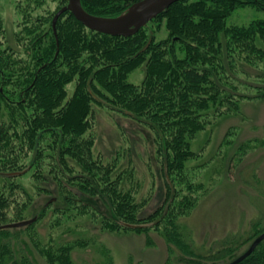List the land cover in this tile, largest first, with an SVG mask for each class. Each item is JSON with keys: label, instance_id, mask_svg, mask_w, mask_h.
Segmentation results:
<instances>
[{"label": "rangeland", "instance_id": "obj_1", "mask_svg": "<svg viewBox=\"0 0 264 264\" xmlns=\"http://www.w3.org/2000/svg\"><path fill=\"white\" fill-rule=\"evenodd\" d=\"M67 2L0 0L2 61L9 55L15 63L7 73L11 82L0 84V93L12 105L0 106V125L8 131L0 140V201L6 200L2 209L9 210L13 201L26 204L24 211L17 206L8 214L21 218L18 222L36 217L29 230L0 237V249L6 244L11 251L1 253L0 264H16L18 247L33 264H47L39 250L63 245L70 250L71 264H211L201 259L208 251L222 246L236 248L237 253L244 250L246 243L238 248L239 244L264 227V222L257 227L250 222L260 216L259 208L264 209V97L238 96L264 92V59L254 45L263 41L258 35L234 44L225 43L232 41L228 35L220 39L224 55L214 73L218 87L207 93L214 98L208 110L199 111L206 125L186 138L195 156L183 162L186 181L180 183L169 172L173 153L158 118L131 103L137 97L132 89L127 93L117 88L113 95L95 83L100 92L90 91L92 99L87 101L93 110L86 118L89 130L73 142L59 127L57 134L50 130L55 127L44 128L52 121L50 115L57 119L58 111L51 106L50 114L37 110L33 95L26 94L31 83L16 92L21 78L43 67L36 69L37 53L48 32L57 56L58 28L65 32L69 26L60 19L63 14L54 33L52 21ZM262 17L263 12L244 8L227 21L247 25ZM163 24L153 19L143 27L146 43L141 52L164 40ZM128 70L126 83L141 87L146 83L145 61ZM74 79L66 86L68 99L73 96ZM151 97L143 98L150 102L145 112L162 103ZM38 118L43 122L40 126L35 122ZM89 176L90 184L85 181ZM49 199L52 206L43 212ZM183 199L192 202L187 214ZM129 221L145 231L115 226Z\"/></svg>", "mask_w": 264, "mask_h": 264}, {"label": "trees", "instance_id": "obj_2", "mask_svg": "<svg viewBox=\"0 0 264 264\" xmlns=\"http://www.w3.org/2000/svg\"><path fill=\"white\" fill-rule=\"evenodd\" d=\"M67 1L65 0V2ZM137 1L139 0H80L83 9L89 14L108 18L119 16ZM244 8L264 13V0L177 1L154 19L164 21L166 32L164 40L157 42L158 45L152 42L146 51L142 52L141 49L146 43V28L140 29L130 37L110 36L87 29L70 12H66L60 19H64L69 27L65 32L62 31V28L61 30L58 28L59 50L57 56L54 58L57 46L51 33L48 32L42 39L43 42L45 41L44 45L40 46L42 48H39L40 51L37 53L36 69L43 67L35 75L33 73L32 76L20 77L21 81H18L15 86L16 92H20L31 83V88L26 94L33 95L34 104L38 105L37 110L44 112L43 114L49 113L52 111L51 106L52 109L58 111L57 119L55 120V117L50 115L52 121L44 125V128L46 126L48 128L55 127L50 129L51 131L61 128L63 135L70 137V141L73 142L75 138L82 137L89 130L90 122L86 118L93 110L87 101L92 99L90 91L100 92L97 88L98 83L102 89H106L109 94L113 95V91H117V88L119 91L125 92H127L126 89H132L135 93L132 95L137 97L131 103L144 107L143 112L151 115L152 119L158 118L160 130L166 138L167 148L173 153L172 160L168 162L169 172L172 171L178 177L179 182L183 183L186 181L185 171H182L183 162L189 156V158L195 156L188 150L189 145L186 138L188 135L192 136L196 131L202 130L206 125V120L204 123L205 116L199 111L208 110L214 98L207 93L216 92L215 89L218 87L219 79H216L214 73L218 66H221L224 55L220 51V39L228 35L232 41L227 40L225 43L234 44L258 35L263 42L254 45L258 49V57L264 59V17L252 20L247 25L228 24V17ZM173 37H175L174 41ZM247 47L243 45L242 48ZM41 53L42 55H39ZM147 54L150 55L148 60L145 58ZM4 56L5 53L0 48V71H3L0 73V84L11 82L12 76L7 73L11 72L9 67L15 66L13 57L8 55L6 56L7 60L2 61ZM143 61L147 63L149 74L146 83L142 87L126 83L130 71L128 69L138 66ZM75 77L77 79L73 96L68 99L66 86L74 82ZM138 88L141 90L140 93L137 92ZM6 93L8 94V91ZM8 95L13 96L14 93ZM148 96H152L151 98L155 102L162 101V103L157 106L156 110L149 109V112H145L148 110L146 108L150 102L143 98ZM238 97L241 99L263 98L264 92L256 96L241 95ZM229 100L232 102V96L229 97ZM238 101L234 103L239 107ZM2 105L5 109L12 106L0 93V106ZM168 117H174V121H169ZM35 122H38L39 126L43 123L39 118ZM7 132L0 125V140L7 137ZM57 133L60 132L57 131ZM74 134L75 137H71ZM104 176L100 175V178ZM85 181L90 184V176ZM183 200L184 214H187L192 202ZM0 202H2L0 203V226L14 223V221L18 222L21 219L8 214L12 215L17 206L24 211L26 204L20 205L18 201H13V206L9 210L8 207L2 209L7 203L6 200ZM50 202L49 199L45 206ZM48 205L42 206L43 212L52 206ZM259 213L258 218L254 219L253 217L250 220L253 224L252 227H257L261 222H264V209L259 208ZM129 222L120 224L115 222V226L135 232L145 231V227ZM32 225L2 229L0 237L13 232L20 233L29 230ZM263 231L264 227L260 231L255 230L254 234L246 237L238 248L245 243L246 247L239 253L236 248L222 246L208 251L201 259L211 264L219 262L228 264L241 255L250 245L248 243H251ZM235 237H240V235ZM183 243L186 244L183 241L180 245L181 248ZM5 245L0 249V256L2 252L11 254L10 248L8 249ZM81 245L84 246V244ZM16 251V255L19 257L18 261L15 260L16 264H33L23 252H20L19 247ZM69 251V248L63 245L56 249L50 247L47 251L39 250V254L47 264H71ZM238 264H264V241L250 256Z\"/></svg>", "mask_w": 264, "mask_h": 264}, {"label": "water", "instance_id": "obj_3", "mask_svg": "<svg viewBox=\"0 0 264 264\" xmlns=\"http://www.w3.org/2000/svg\"><path fill=\"white\" fill-rule=\"evenodd\" d=\"M177 1L180 0H140L119 16L108 18L89 14L83 9L80 0H68L67 5L55 13L52 26L55 33V24L59 17L66 12H70L77 21L91 31L110 36L130 37ZM35 220L36 217L4 224L0 226V230L25 227L32 224ZM262 241H264V232L258 235L241 255L228 264H238L246 259Z\"/></svg>", "mask_w": 264, "mask_h": 264}]
</instances>
